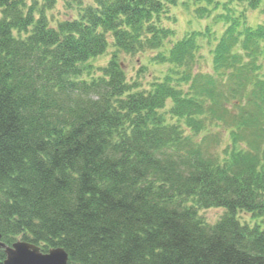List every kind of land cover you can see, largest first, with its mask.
<instances>
[{
    "label": "trees",
    "instance_id": "obj_1",
    "mask_svg": "<svg viewBox=\"0 0 264 264\" xmlns=\"http://www.w3.org/2000/svg\"><path fill=\"white\" fill-rule=\"evenodd\" d=\"M175 3L96 0L50 27L36 2L0 0V242L62 247L68 264H264V228L236 217L264 213V143L253 153L240 133L264 139V77L254 59L264 25L239 31L228 19L214 52L226 75L189 73L185 93L170 73L135 90L117 54L101 76L78 78L79 64L106 51L108 34L126 53L158 50L171 34L157 22ZM194 39L159 56L172 73ZM239 49L253 50V61ZM167 100L195 134L157 113ZM223 123L231 146L219 159L197 134ZM212 206L225 212L209 225L197 211Z\"/></svg>",
    "mask_w": 264,
    "mask_h": 264
},
{
    "label": "rangeland",
    "instance_id": "obj_2",
    "mask_svg": "<svg viewBox=\"0 0 264 264\" xmlns=\"http://www.w3.org/2000/svg\"><path fill=\"white\" fill-rule=\"evenodd\" d=\"M27 7L34 2L38 8H44V13L47 18L48 25L55 27L58 22L74 19L81 15V11L90 6L96 5V0H23ZM209 5L208 1L199 0H176L175 4H168L166 11L162 12L159 17L158 26L165 27L170 30L171 34L166 39L158 50L147 49L140 52L126 53L115 48L113 39L108 34V47L104 53L96 56L84 63L79 64L80 75L79 79L90 81L102 75L101 69L104 68L111 57L117 54L118 58L124 64L126 80L135 90L149 91L152 84L157 80L164 79L169 73L172 77L171 84L181 89L182 92L189 90L190 81H186L189 73L209 74L215 78L225 76V70L216 69L214 65L215 48L219 44L221 37L227 30L230 23L237 21L240 31L247 27L256 28L259 25H264V0H213ZM202 8V11L200 8ZM232 22V23H233ZM231 23V24H232ZM201 33V34H200ZM195 34V46L192 49V55H188L186 64H184L178 72H171V65L163 63L159 56L161 54L168 55L171 50V45L174 42L181 40L183 37ZM200 34V35H199ZM239 32H235L233 49L241 48L238 39ZM260 48L264 55V42H261ZM240 59L243 62L253 61V50L238 51ZM251 55V57L248 56ZM254 54L255 63L261 64L262 68L259 71L264 77V57ZM241 64V63H238ZM234 67L231 66L230 69ZM241 68V67H240ZM240 92V90H238ZM243 94V93H242ZM237 98V95L235 96ZM239 104V103H237ZM228 108L232 111L234 106L230 102ZM172 103L167 100L163 108L157 113L163 116L164 121L170 124L179 125L185 134L193 133L189 127L185 125L183 119L171 115ZM231 127L221 124L216 126L213 124L206 129L200 130L197 134L199 140L210 138V149L219 158L222 159L224 152L229 150L231 146ZM242 138L250 139L251 144L242 143L245 149L256 151L259 143H264V139L257 138L259 134L255 129H245L240 132ZM195 134V133H193ZM206 146V145H205ZM240 144L236 145V147ZM225 209L222 207L212 206L208 208H200L197 213L200 219L209 225H214L224 214ZM238 221L243 225H259L264 228V213H251L246 211H238L236 213Z\"/></svg>",
    "mask_w": 264,
    "mask_h": 264
},
{
    "label": "water",
    "instance_id": "obj_3",
    "mask_svg": "<svg viewBox=\"0 0 264 264\" xmlns=\"http://www.w3.org/2000/svg\"><path fill=\"white\" fill-rule=\"evenodd\" d=\"M0 248L5 254L3 264H68V255L62 247L42 252L39 246L18 238L11 245L0 242Z\"/></svg>",
    "mask_w": 264,
    "mask_h": 264
}]
</instances>
